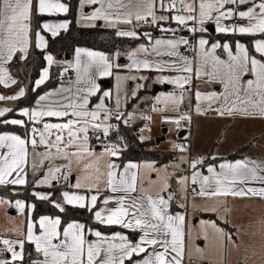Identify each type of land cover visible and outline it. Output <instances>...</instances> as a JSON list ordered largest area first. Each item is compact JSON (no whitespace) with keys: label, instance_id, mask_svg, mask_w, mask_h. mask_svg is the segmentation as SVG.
I'll list each match as a JSON object with an SVG mask.
<instances>
[{"label":"snow or ice","instance_id":"1","mask_svg":"<svg viewBox=\"0 0 264 264\" xmlns=\"http://www.w3.org/2000/svg\"><path fill=\"white\" fill-rule=\"evenodd\" d=\"M86 6L95 7L85 13ZM79 8L83 26L102 22L116 37L142 42L111 53L78 47L73 60L58 61L47 52L49 37L66 32L72 21L43 20L34 29V17L66 16L69 4L0 0V85L18 83L7 65L14 58L27 60L33 48L46 53L33 91L51 79L54 65L61 68L58 86L19 110L26 119H0V125L23 129L0 132V186H47L53 191L32 195L60 213L26 217L24 229L0 234V264H187L194 232L203 241L214 236L225 255L238 250L247 228L231 224L230 201L264 200V158L193 156L188 145L173 144L180 155L158 166L129 159V143L121 133L137 119L152 120L140 107L149 102L142 92L152 85L173 86L150 98V111L176 113L165 115V123L190 121V112L180 110L186 101L191 110L193 99L199 114L264 118V0H79ZM213 25L232 39L211 36ZM157 31L160 35L153 34ZM122 56L127 63L119 62ZM105 77L115 79L114 89L101 88ZM200 81L219 90L202 91L195 86ZM25 95L21 87L11 96L0 94V101ZM12 111L0 108V117ZM145 130L150 131L148 125ZM74 173L71 190L57 198L54 182L69 187ZM201 200L215 203L202 206ZM7 203L21 212L36 209L23 200ZM70 206L89 211L96 225L119 226L136 238L67 220ZM191 211L216 219L197 216L193 225Z\"/></svg>","mask_w":264,"mask_h":264},{"label":"crops","instance_id":"2","mask_svg":"<svg viewBox=\"0 0 264 264\" xmlns=\"http://www.w3.org/2000/svg\"><path fill=\"white\" fill-rule=\"evenodd\" d=\"M65 2L67 3V0H65ZM94 7L95 6H91V8H94ZM91 8L86 6L84 8V12L85 13L90 12ZM63 19H68L71 21V18L68 15H66V16L61 15V16H55V17H42L40 22H42L43 20H57L58 21V20H63ZM76 23L80 26H83L86 23L85 21H82L80 19V8L79 7L77 10ZM96 23H98V22H96ZM101 24H102V22H101ZM97 26H98V24H97ZM212 27L214 29V25L210 26V28H212ZM209 32H210L211 36H214L216 39H219L222 42L225 40H231L232 39V37H226L227 35H222V34L216 33L215 30L213 32L211 30H209ZM181 34L187 35V33H181ZM156 35H160V33L156 34ZM236 39H241V37H237ZM140 42H142V41H140ZM140 42H138V43H140ZM242 42H247L246 38L244 40H242ZM138 43L134 44L132 47H135ZM78 47L90 48V47L84 46V45L77 46L76 48H78ZM90 49H93V48H90ZM93 50H98V49H93ZM98 51H103V50H98ZM31 55H32V50L30 51V54H29L27 60H20V65L21 66L22 65L29 66L28 62L31 58ZM45 55H46V53H45ZM55 58L58 61H71L74 59V54L71 55L69 59H64V58H60L57 56H55ZM123 58L124 59L123 60L120 59L119 62L121 64L127 63L128 62L127 58L126 57H123ZM15 60L16 59L14 58L13 61L7 65V67L10 70V74L15 79H17L18 83L16 85H12L9 87H5L3 85H0V94L6 95V96H11V95L17 93L21 87H25L26 88L25 97H26L27 96V87L25 86L26 85L25 81L20 76L21 70L19 72H16L15 69L13 68V64H14ZM54 66H59V65H54ZM60 71H61V68H60ZM38 78H39V76L36 79H38ZM103 80L109 81L110 82L109 85L103 84L102 83ZM99 83L101 85V88L105 89V90L114 89L115 85H116V81L112 77L101 78ZM57 86H58V83H56L55 85L51 86L50 88L44 90L43 92L39 93L38 95H41L45 91H48L49 89H51L53 87H57ZM131 86H132V84L130 82L129 87H131ZM195 86L199 87L200 90H202V91L213 90V89L219 90L218 86L208 85V84H205L203 81H200ZM172 87H173L172 85H152L147 91L142 92V96L149 98V102L147 104H145V103L141 104L140 107L142 109L150 110V98L153 95L158 94L159 92L169 91L172 89ZM38 95H36V97L34 98V100L31 104L19 103V102H21V100L23 98H25V97H23V98H20L21 100H19V101H17V100L0 101V107L1 108H3V107L11 108V109H13V111L15 113L19 114V110L21 108L32 106L34 104L35 100L38 98ZM192 101H193V109H194V105H195L196 101L194 99ZM134 103L135 102H133V106H134ZM144 105H146L148 107H145ZM129 108H132V106H130ZM12 112H9V113H12ZM194 112H195V115L190 120L191 124H192V128H191V130L188 134V137H187L188 146L190 148L191 155H193V156L194 155L208 156L209 154H215V155H219L221 157H224V158H227L230 160L243 158L245 156L253 157V158H264V118H260L259 116H255V117H241V116L220 117L213 111H208L205 114H199L195 110H194ZM9 113H7V114H9ZM152 114L175 116L172 112H152V113L147 114V115H152ZM12 119H25V118L21 116V117H13ZM149 125H150V121H149L148 127H149ZM181 130H183V128H181L179 126L178 133L181 132ZM4 131L15 132V131H11V130H2L0 132H4ZM150 137L154 138V136H150ZM179 139L181 141V138H179ZM154 147L159 148V149L172 151V149H170L166 145V137L160 143H156V145ZM231 154H237V155L230 157ZM147 161H149V160H147ZM71 183H73V182H71ZM42 187H45V186H41V189H38V188H40V187H38L35 189V191H39V192L43 191ZM157 188H155L153 190H156ZM68 190H71L70 189V182H69V187L64 189V191H68ZM49 191H50V189L46 192H49ZM253 199L254 200H261L259 198H253ZM253 199L233 200L230 202L237 203V202L248 201V200H253ZM100 228L102 231H105L108 233L116 232V231H125V232H127V234L129 235V237L131 239L136 238V234H134L128 230L121 229L119 226H111V227H105L104 226V227H100ZM130 233H132V235L133 234L134 235L132 236V235H130Z\"/></svg>","mask_w":264,"mask_h":264},{"label":"trees","instance_id":"3","mask_svg":"<svg viewBox=\"0 0 264 264\" xmlns=\"http://www.w3.org/2000/svg\"><path fill=\"white\" fill-rule=\"evenodd\" d=\"M69 4L70 11L67 14L70 18L72 23L69 26V29L66 32H62L60 36L56 38L49 37L48 40V48L47 51L51 54L64 58L65 54L68 53L71 55L74 54V50L77 46L84 45L88 46L93 49L103 50L107 53H111L116 49H119L121 52L129 49L134 44L140 41H132L127 38H119L114 35V31L112 29H106L101 27L100 25L96 27H86L80 26L76 23V16L77 10L79 7V0H67ZM42 17H34V29L37 26V23L40 22ZM151 31L152 29L149 28ZM154 35L159 34V32H154ZM231 37V36H226ZM239 37V36H237ZM236 37V38H237ZM247 40V39H246ZM45 52L41 50L32 49V55L29 60V74L28 76H22V79L25 81V84L28 87L27 96L21 100V104H31L39 93L43 92L44 90L50 88L51 86L55 85L59 81V66H53L51 69V79L45 84L42 85L39 89L33 91L34 88V81L39 76L41 69L45 66V60L43 56ZM20 60L16 59L13 68L16 72L20 71L19 68ZM147 104V103H145ZM145 107H148L144 105ZM143 106V107H144ZM11 113L7 114L4 117H0V119H7ZM143 120L137 119L134 125L124 127L122 130V135L125 136L129 143V148L125 155L132 160L135 161H155L157 164H163L168 162L171 159L172 151L164 150L155 148L156 139L151 138L147 141L140 140V130L141 124ZM2 130H11L17 133H21L23 129L20 126L16 125H0V131ZM237 154H231L230 157L236 156ZM14 186H0V195L4 197H10L11 199H24L27 203H34L36 205L35 212L31 213V216L37 215H60L58 210H56L51 204L46 201L37 200L33 195L32 192L35 191L36 188L33 185H25L21 186V189L18 191H13ZM64 182L55 183L54 194L57 198L60 197V193L66 189ZM53 191V189H51ZM68 216L65 217L67 220L71 219H78L83 223L91 224L95 227H104L100 225H96L92 220V214L81 208H68ZM207 215V214H205Z\"/></svg>","mask_w":264,"mask_h":264},{"label":"rangeland","instance_id":"4","mask_svg":"<svg viewBox=\"0 0 264 264\" xmlns=\"http://www.w3.org/2000/svg\"><path fill=\"white\" fill-rule=\"evenodd\" d=\"M145 30L149 31V28L146 26ZM64 59L66 58L64 57ZM19 68L21 70L22 76H28L29 73L27 72H29L30 66L20 65ZM25 86L27 87V85ZM19 100L21 99H18L17 101ZM151 116H152V120L150 121V125L148 127L150 131L145 130L141 132L140 130V133L141 135H145V136H154L155 139L162 136L166 137V145L167 147L172 149L174 153L173 156H171V159L163 164L170 163L176 160V158L180 155V153L173 148V144H182V141H180V139L177 136L179 131V126H177L175 123L172 122L165 123L164 122L165 115L152 114ZM13 117H21V116L13 111L7 119H12ZM164 129H167L165 133L163 132ZM163 164H157V165L161 166ZM144 178L148 179V176L145 175ZM29 179L31 180L32 177L30 176ZM75 179L76 176L74 173L73 176L70 178V183L71 182L74 183ZM157 187L158 185L154 186L153 189ZM20 189L21 186H14L12 190L18 191ZM38 189H41V187ZM42 190L43 191L40 192H46L49 190V188L45 186L42 187ZM0 197H3L5 200V203H0V234H3L5 236H13V231L11 230L24 229L26 217H32L31 216L32 211L26 209L24 212H21L17 208L9 206V204L7 203V201H14V200L25 201L24 199L17 198L13 200L10 197H4L2 195H0ZM199 203L202 206L204 205L211 206L215 202L212 200H207V201L201 200L199 201ZM231 203L235 208V211L230 217L231 224L244 225L247 228V234L243 236L244 244H242L238 250L230 249L229 252L225 255L222 246L217 243L214 236L210 234L209 240L203 241L202 239L197 238L194 232L191 257L190 259L187 260V264H241V262L242 264H264V224L259 223L261 219H264V200L253 199L248 201H242L237 203L231 202ZM28 204H32V203H28ZM197 216H199L200 219H216L215 214H211V213L201 214L196 211H191L190 223L195 225L196 223L195 218ZM217 223H219L221 227H224V224L221 221H217ZM130 235H132V233H130ZM197 246L203 248L204 252L197 253L195 251V247Z\"/></svg>","mask_w":264,"mask_h":264},{"label":"built area","instance_id":"5","mask_svg":"<svg viewBox=\"0 0 264 264\" xmlns=\"http://www.w3.org/2000/svg\"><path fill=\"white\" fill-rule=\"evenodd\" d=\"M70 75H71V73H70ZM191 104H192V106H193V101H191ZM188 105V102H186L185 103V105L184 106H182L181 107V112H190V115H191V118L195 115V112H194V109H193V107L191 108V110L189 109V107L187 106ZM129 111H131L132 110V108H129L128 109ZM141 110L145 113V114H150V113H152V111H150V110H147V109H142L141 108ZM173 113V112H172ZM174 115H176V113H173ZM136 122V121H135ZM134 122V123H135ZM134 123L133 124H131L130 126H132V125H134ZM149 124V121H147V120H143V122H142V124H141V129H144L145 128V125H148ZM179 126L181 127V128H183V129H185L186 131H185V134L183 135V137L181 138V141H182V144H186V145H188V140H187V137H188V134H189V132H190V130H191V128H192V124H191V121H181L180 122V124H179ZM174 153V152H173ZM173 153H172V156H173Z\"/></svg>","mask_w":264,"mask_h":264},{"label":"water","instance_id":"6","mask_svg":"<svg viewBox=\"0 0 264 264\" xmlns=\"http://www.w3.org/2000/svg\"><path fill=\"white\" fill-rule=\"evenodd\" d=\"M98 25H101V22H98L97 23ZM209 30H211L212 32L214 31V29H213V27L212 28H209ZM66 59H69L70 58V54H68V53H66L65 54V56H64ZM124 58L122 57L121 58V60H123ZM103 84H108L109 85V81H107V80H103V82H102ZM167 131V129H164L163 130V132L165 133ZM185 129H183V130H181V132H179L178 133V138H182L183 137V135L185 134ZM164 136H162V137H159V138H156V142L157 143H160L162 140H164Z\"/></svg>","mask_w":264,"mask_h":264}]
</instances>
